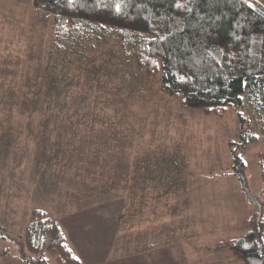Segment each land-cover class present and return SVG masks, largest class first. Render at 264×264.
Wrapping results in <instances>:
<instances>
[{
  "label": "rangeland",
  "instance_id": "374dc122",
  "mask_svg": "<svg viewBox=\"0 0 264 264\" xmlns=\"http://www.w3.org/2000/svg\"><path fill=\"white\" fill-rule=\"evenodd\" d=\"M52 26L33 0H0V264H27L16 239L33 209L61 223L82 264H144L138 253L163 246L164 264H244L217 246L244 234L257 212L244 181L264 216L257 120L247 111L248 133L260 139L236 146L237 110L182 106L157 78L134 77L109 41L81 63L63 62Z\"/></svg>",
  "mask_w": 264,
  "mask_h": 264
},
{
  "label": "trees",
  "instance_id": "16d2710c",
  "mask_svg": "<svg viewBox=\"0 0 264 264\" xmlns=\"http://www.w3.org/2000/svg\"><path fill=\"white\" fill-rule=\"evenodd\" d=\"M33 6L51 17L52 53L63 62L71 56L81 63L86 51L109 41L134 68V77L157 78L160 89L182 106L206 115L237 110L242 141L236 146L260 139L248 133L247 111L264 136L262 1L33 0ZM54 81L60 94L66 79ZM232 154L235 169L241 166L243 172L241 154L236 148ZM257 215L245 220L244 234L217 249H230L244 264H264V216ZM16 243L27 264H82L61 223L41 209L32 210Z\"/></svg>",
  "mask_w": 264,
  "mask_h": 264
},
{
  "label": "crops",
  "instance_id": "0c3cea01",
  "mask_svg": "<svg viewBox=\"0 0 264 264\" xmlns=\"http://www.w3.org/2000/svg\"><path fill=\"white\" fill-rule=\"evenodd\" d=\"M0 54H5L6 50H2V46L0 44ZM5 59L7 58H4L3 61H5ZM2 63H0V66H1ZM90 246L92 244H89ZM167 248H170L169 246H163V247H159L157 250L155 249V247H150V248H146V252H142V254L138 253V257L141 259V260H144L145 263L144 264H164V261L162 262V260L165 259V257L167 255L170 254V249H167ZM156 251V252H155ZM158 252V253H157ZM134 253V252H132ZM119 255H123L122 253L119 254ZM116 260H119L120 261V257H117ZM98 263H94V262H91V260H89V258H87L86 260V264H107L106 262V259L103 258L102 259H98L97 260ZM140 264H143V263H140Z\"/></svg>",
  "mask_w": 264,
  "mask_h": 264
},
{
  "label": "water",
  "instance_id": "95a60500",
  "mask_svg": "<svg viewBox=\"0 0 264 264\" xmlns=\"http://www.w3.org/2000/svg\"><path fill=\"white\" fill-rule=\"evenodd\" d=\"M243 188H244V192L246 196L248 197V199L252 201L253 203H255L257 207V212H258L257 219L260 220L262 216V212H263V203L260 199V195L253 194L247 182L245 181L243 182Z\"/></svg>",
  "mask_w": 264,
  "mask_h": 264
}]
</instances>
